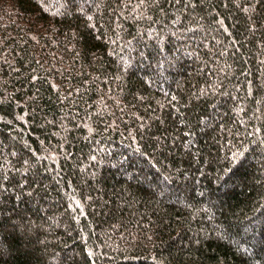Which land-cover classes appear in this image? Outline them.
<instances>
[{"label":"trees","instance_id":"trees-1","mask_svg":"<svg viewBox=\"0 0 264 264\" xmlns=\"http://www.w3.org/2000/svg\"><path fill=\"white\" fill-rule=\"evenodd\" d=\"M0 264H264V0H0Z\"/></svg>","mask_w":264,"mask_h":264}]
</instances>
